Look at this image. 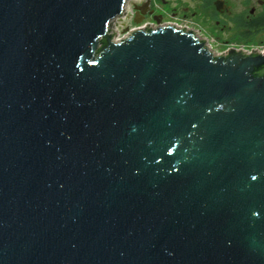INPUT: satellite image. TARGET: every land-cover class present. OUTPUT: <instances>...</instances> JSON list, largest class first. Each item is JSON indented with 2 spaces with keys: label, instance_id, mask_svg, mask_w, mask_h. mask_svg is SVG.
I'll use <instances>...</instances> for the list:
<instances>
[{
  "label": "water",
  "instance_id": "obj_1",
  "mask_svg": "<svg viewBox=\"0 0 264 264\" xmlns=\"http://www.w3.org/2000/svg\"><path fill=\"white\" fill-rule=\"evenodd\" d=\"M126 1L0 0V264H264V53Z\"/></svg>",
  "mask_w": 264,
  "mask_h": 264
},
{
  "label": "flooded vegetation",
  "instance_id": "obj_2",
  "mask_svg": "<svg viewBox=\"0 0 264 264\" xmlns=\"http://www.w3.org/2000/svg\"><path fill=\"white\" fill-rule=\"evenodd\" d=\"M131 13L128 32L171 25L226 48L264 45V0H139Z\"/></svg>",
  "mask_w": 264,
  "mask_h": 264
},
{
  "label": "rangeland",
  "instance_id": "obj_3",
  "mask_svg": "<svg viewBox=\"0 0 264 264\" xmlns=\"http://www.w3.org/2000/svg\"><path fill=\"white\" fill-rule=\"evenodd\" d=\"M137 2H139V0H128L127 1L128 4H126V7H125V12H126L125 18H123L122 16L121 17L122 20H117L115 22L114 30L116 32V36H115L116 39H122V37L127 34L128 30L125 28L130 23V20L132 19V13H131L132 6L134 3H137ZM210 44L212 45V48L215 54H221L223 53L222 51L225 52L226 50H228L226 47L218 46L212 41H210ZM253 46L261 47L264 45L255 43L253 44Z\"/></svg>",
  "mask_w": 264,
  "mask_h": 264
},
{
  "label": "built area",
  "instance_id": "obj_4",
  "mask_svg": "<svg viewBox=\"0 0 264 264\" xmlns=\"http://www.w3.org/2000/svg\"><path fill=\"white\" fill-rule=\"evenodd\" d=\"M179 28H183V27H179ZM197 36V35H196ZM198 37V36H197ZM199 38V37H198ZM206 45L209 47V49L212 51V52H214L213 51V48H212V45L210 44V42H206ZM236 49V50H242V51H244V52H247V53H249V52H251V51H253V50H256V51H258V52H260V53H264V46H261V47H254L253 45H239V46H231V47H228L227 49Z\"/></svg>",
  "mask_w": 264,
  "mask_h": 264
},
{
  "label": "bare ground",
  "instance_id": "obj_5",
  "mask_svg": "<svg viewBox=\"0 0 264 264\" xmlns=\"http://www.w3.org/2000/svg\"><path fill=\"white\" fill-rule=\"evenodd\" d=\"M127 1H128V0H127ZM127 1H126V4H128ZM126 4H125V6H124V13H126V12H125ZM124 13H123V14H124ZM118 20H120V19H118ZM125 36H126V35H125ZM125 36H123L122 38H124ZM116 40H117V41H120L121 39H116Z\"/></svg>",
  "mask_w": 264,
  "mask_h": 264
},
{
  "label": "snow or ice",
  "instance_id": "obj_6",
  "mask_svg": "<svg viewBox=\"0 0 264 264\" xmlns=\"http://www.w3.org/2000/svg\"><path fill=\"white\" fill-rule=\"evenodd\" d=\"M255 178V177H254Z\"/></svg>",
  "mask_w": 264,
  "mask_h": 264
}]
</instances>
